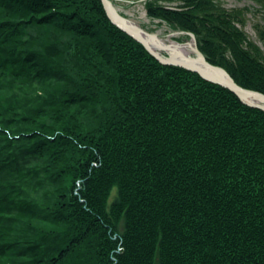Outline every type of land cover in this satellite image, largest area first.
Listing matches in <instances>:
<instances>
[{
    "label": "trees",
    "instance_id": "obj_1",
    "mask_svg": "<svg viewBox=\"0 0 264 264\" xmlns=\"http://www.w3.org/2000/svg\"><path fill=\"white\" fill-rule=\"evenodd\" d=\"M144 8L264 94L250 8ZM0 264H264V110L160 63L96 0H0Z\"/></svg>",
    "mask_w": 264,
    "mask_h": 264
},
{
    "label": "water",
    "instance_id": "obj_2",
    "mask_svg": "<svg viewBox=\"0 0 264 264\" xmlns=\"http://www.w3.org/2000/svg\"><path fill=\"white\" fill-rule=\"evenodd\" d=\"M101 8L106 12L111 22L125 33L129 38L142 44L149 53L160 63L168 66H178L199 74L203 79L217 84L234 93L247 106L264 110V94L255 90L247 89L239 85L234 78L222 67L215 65L204 53L198 44L194 33L172 28L168 24L156 25L138 20L123 10L125 5H135L142 3L145 5L150 0H96ZM137 24H142L149 28L152 33H140ZM159 30H166L169 34L160 37ZM155 45L160 48L171 46L182 48L192 56L188 61L175 60L166 52L156 51L152 48ZM166 53V54H165ZM193 57V58H192ZM198 63H200L199 66Z\"/></svg>",
    "mask_w": 264,
    "mask_h": 264
},
{
    "label": "rangeland",
    "instance_id": "obj_3",
    "mask_svg": "<svg viewBox=\"0 0 264 264\" xmlns=\"http://www.w3.org/2000/svg\"><path fill=\"white\" fill-rule=\"evenodd\" d=\"M220 1L224 5V7H226L227 9L250 8V11L247 12L246 14L247 25L245 27V31L249 35L250 39L258 42V32L254 26L255 24H258V23H262V25L264 26V10H262L261 8H259L260 6L255 5L252 1H249V0H220ZM164 3L171 5V6L172 5L176 6V3L174 4H171L168 2H164ZM123 10L138 20H143L146 22H149L151 20L148 17L147 12L142 3H137L135 5L127 4L123 7ZM152 23L155 24L156 22L152 21ZM158 33L160 37H166L169 34L166 30H159Z\"/></svg>",
    "mask_w": 264,
    "mask_h": 264
},
{
    "label": "bare ground",
    "instance_id": "obj_4",
    "mask_svg": "<svg viewBox=\"0 0 264 264\" xmlns=\"http://www.w3.org/2000/svg\"><path fill=\"white\" fill-rule=\"evenodd\" d=\"M137 26L139 27V31L140 33H152L151 30L149 28H147L146 26L142 25V24H137ZM148 29V30H147ZM153 49H155L156 51H163L166 52L165 50H167V55L168 56H171L172 58H174L175 60H181V61H187L188 59L190 60L191 58V54H189L188 51L182 49V48H179V47H174V46H171V47H168V48H160L159 46L155 45L154 47L152 46ZM193 58V57H192ZM188 60V61H189ZM200 63H198L199 65ZM201 66V65H199Z\"/></svg>",
    "mask_w": 264,
    "mask_h": 264
}]
</instances>
